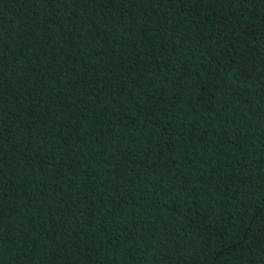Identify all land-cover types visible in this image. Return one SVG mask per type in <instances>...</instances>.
<instances>
[{
	"label": "trees",
	"instance_id": "obj_1",
	"mask_svg": "<svg viewBox=\"0 0 264 264\" xmlns=\"http://www.w3.org/2000/svg\"><path fill=\"white\" fill-rule=\"evenodd\" d=\"M0 264H264V0H0Z\"/></svg>",
	"mask_w": 264,
	"mask_h": 264
}]
</instances>
